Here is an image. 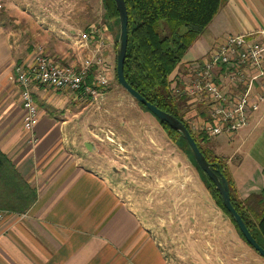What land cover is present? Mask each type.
I'll return each mask as SVG.
<instances>
[{"label": "crops", "instance_id": "0c3cea01", "mask_svg": "<svg viewBox=\"0 0 264 264\" xmlns=\"http://www.w3.org/2000/svg\"><path fill=\"white\" fill-rule=\"evenodd\" d=\"M46 1L8 0L4 9L14 15L51 12ZM11 25L0 21V151L35 191L36 199L23 214L1 211L0 264H173L143 216L98 166L88 164L94 152L84 145L92 141L83 139L80 131L74 134L79 122L66 116L71 93L33 88L39 120L32 132L23 130L18 91L9 77L14 65L29 61L37 49L44 50L34 47L28 53L16 45ZM262 32L264 0H223L170 77L187 79L229 36L248 35L251 42H264ZM111 45L103 54L109 65ZM70 47L76 50L73 43ZM70 54L56 53L60 60L46 55L63 67H78L81 60H72ZM211 140L209 148L216 155L223 152L237 198L244 201L258 194L264 188V102L244 129ZM181 249L171 247L175 252Z\"/></svg>", "mask_w": 264, "mask_h": 264}, {"label": "rangeland", "instance_id": "374dc122", "mask_svg": "<svg viewBox=\"0 0 264 264\" xmlns=\"http://www.w3.org/2000/svg\"><path fill=\"white\" fill-rule=\"evenodd\" d=\"M44 4L51 6V12L14 15L3 7L0 21L4 25L12 23L9 31L15 44L24 46L28 53L34 47H41L49 55L71 52L76 62L86 55L77 46L76 50L70 47L78 31L91 25L100 31L106 27L105 36L110 38L109 45H113L109 56L113 70L103 98L94 101L78 98L70 91L57 92L71 93L73 99L66 116L72 122H79L72 131L74 134L80 131L83 139L91 140L97 148L89 151L94 153L88 164L98 166L143 216L170 261L173 264H264V258L239 238L230 220L214 204L188 156L189 151L171 142L157 119L118 85L115 38L119 29L116 23L103 18L99 0H47ZM47 25L51 26L50 30ZM192 111L185 110L189 114ZM174 246H180L181 252L171 251Z\"/></svg>", "mask_w": 264, "mask_h": 264}, {"label": "trees", "instance_id": "16d2710c", "mask_svg": "<svg viewBox=\"0 0 264 264\" xmlns=\"http://www.w3.org/2000/svg\"><path fill=\"white\" fill-rule=\"evenodd\" d=\"M124 2L128 14V42L123 67L126 82L147 102L185 125L208 163L226 179L233 207L257 244L264 249V188L244 201L237 198L226 160L209 148L212 138L203 133L193 132L184 121L185 110H189L185 104L186 99L174 96L171 85V74L180 64L188 48L213 20L223 0H124ZM99 3L103 10V18L116 23L119 29L114 0H99ZM91 27L94 26L86 27L84 32L87 33ZM117 39L118 36L115 38V43ZM92 71L94 72L95 69ZM88 83L90 85L94 83L93 73L90 74ZM139 105L148 111L144 106ZM158 123L171 142L189 151L177 132L164 122L158 121ZM188 156L202 176L206 190L216 207L227 216L239 238L248 245L223 207L215 186L198 169L190 152ZM262 175L264 176V168ZM35 199V191L28 186L10 160L0 151V211L23 214L33 205Z\"/></svg>", "mask_w": 264, "mask_h": 264}, {"label": "built area", "instance_id": "2783aa9c", "mask_svg": "<svg viewBox=\"0 0 264 264\" xmlns=\"http://www.w3.org/2000/svg\"><path fill=\"white\" fill-rule=\"evenodd\" d=\"M7 1L0 0V10ZM106 31L91 27L78 34L73 43L86 53L78 67H63L40 48L30 61L14 65L9 81L19 93L23 130L32 132L39 120L32 88L70 91L94 101L103 98L112 73L103 56L110 40ZM247 37L225 38L187 79L171 78L173 95L185 98L189 110L193 109V114L184 116L193 132L209 138L231 137L248 125L251 114L264 102V42H251ZM91 73L92 85L88 83ZM3 217L0 211V221Z\"/></svg>", "mask_w": 264, "mask_h": 264}, {"label": "water", "instance_id": "95a60500", "mask_svg": "<svg viewBox=\"0 0 264 264\" xmlns=\"http://www.w3.org/2000/svg\"><path fill=\"white\" fill-rule=\"evenodd\" d=\"M119 19V35L117 39L116 52H115V76L118 85L129 94L137 103L144 106L158 121L166 123L172 130L177 132L183 141L186 143L192 159L198 169L205 174V176L212 182L215 189L219 193L223 207L229 213L236 226L238 227L241 235L246 243L264 258V249L261 248L249 230L245 226L240 215L233 207L230 197L226 179L218 170H214L212 165L208 163L200 149L198 148L195 140L191 136L185 125L173 117L172 115L160 110L156 106L147 102L138 92L132 89L125 80L124 77V61L126 57L127 42H128V14L124 0H114ZM85 148L88 151L92 150V145L85 143Z\"/></svg>", "mask_w": 264, "mask_h": 264}]
</instances>
